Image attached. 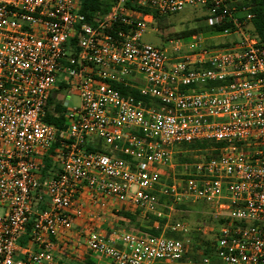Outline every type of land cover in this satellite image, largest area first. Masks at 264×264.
<instances>
[{
	"label": "built area",
	"instance_id": "built-area-1",
	"mask_svg": "<svg viewBox=\"0 0 264 264\" xmlns=\"http://www.w3.org/2000/svg\"><path fill=\"white\" fill-rule=\"evenodd\" d=\"M104 1L107 10L87 20L79 0H0V264H59L56 247L74 223L83 249L108 264H264V43L249 6ZM194 7L210 10L203 27L221 28L225 47L208 48L198 32L140 41L153 15ZM60 89L77 105L67 108ZM55 105L59 130L43 120ZM196 141L221 146L177 174L174 148ZM186 200L207 207L215 233L182 263L190 239L171 218ZM85 204L150 216L172 237L102 231Z\"/></svg>",
	"mask_w": 264,
	"mask_h": 264
},
{
	"label": "rangeland",
	"instance_id": "rangeland-1",
	"mask_svg": "<svg viewBox=\"0 0 264 264\" xmlns=\"http://www.w3.org/2000/svg\"><path fill=\"white\" fill-rule=\"evenodd\" d=\"M210 14V10L203 7L185 8L182 11L167 15L163 18H157L151 20L148 25L149 30L145 32L140 41L142 43L150 44L152 46H161L164 43L166 37H184L191 35L195 31L201 33L206 38V45L208 48L216 50L226 46L229 38L220 37L218 34H213L210 30L202 29L203 20ZM150 28L155 30L154 33L150 32ZM201 29V30H198ZM194 31V32H193ZM58 96L67 102V108H72L77 105L78 99L73 92H69L66 89H60ZM99 147L103 150H107L108 147L99 142ZM211 148V147H210ZM213 152V151H212ZM211 151H175L172 155V163L175 165V172L177 174L187 173L192 164L198 158H204L212 153ZM160 177L162 181L167 177L166 169L160 168ZM179 178L181 176H175ZM166 202L163 203L165 205ZM174 208L176 212L172 215L173 221L183 222L187 227L188 238L190 239V245L187 249L185 256L182 259V263L189 261H196V253L198 250H206L212 243L213 234L215 233V225H213L208 219L206 212L207 207L200 202H192L189 200L183 201L180 204H175ZM130 214V213H129ZM135 217V222L131 225H117L116 229H123L127 231H134L136 225L145 226L147 221L154 220L150 216L143 215L141 213L130 214ZM150 217V218H149ZM160 235L164 237H171L167 228L163 226V222H159ZM21 240V239H20Z\"/></svg>",
	"mask_w": 264,
	"mask_h": 264
},
{
	"label": "trees",
	"instance_id": "trees-1",
	"mask_svg": "<svg viewBox=\"0 0 264 264\" xmlns=\"http://www.w3.org/2000/svg\"><path fill=\"white\" fill-rule=\"evenodd\" d=\"M80 1V13L84 16L85 19L90 20L93 16L97 13H104L107 10L108 4L104 0H79ZM242 3L249 6V12L252 14L253 18L251 21L253 27V33L259 43H264V0H242ZM146 12V11H145ZM157 19L155 15H153L152 20ZM160 19V18H159ZM202 29L210 30L213 34H218L221 31L219 27H203ZM201 30V29H198ZM194 32V31H193ZM196 32V31H195ZM194 32V33H195ZM193 34V33H192ZM187 37V36H186ZM114 88L119 91L120 94L127 96L131 95L134 98H138V95L135 90L128 89L122 87L120 85H114ZM144 103L148 101L146 99L143 100ZM52 104V98L48 99L47 105L50 106ZM63 108L61 105H55L54 111L49 108H46L45 115H44V122L47 124L55 126L58 130L63 128V119L60 115ZM56 146V143L52 145L51 150ZM221 144H214L211 142L206 141H196L189 144H180L174 148V151H192V150H199L203 152L204 150L210 147H220ZM51 152V151H50ZM212 152V151H211ZM213 153V152H212ZM215 154V152H214ZM207 156H205L206 158ZM44 168H43V175H48V170L51 167L50 161L45 158L44 160ZM42 209L41 204L37 201L33 205V211H38ZM119 217V224L125 225L126 223L131 225L135 222V217L126 213L124 211H120L117 215ZM150 218V217H149ZM152 220V218H151ZM31 222L27 223L26 231H29ZM120 225V226H121ZM134 231H137L142 234L150 235V236H157L160 233V226L157 229L152 227V222L147 221L145 226L136 225ZM172 237V236H171ZM24 238L20 240V243L24 242Z\"/></svg>",
	"mask_w": 264,
	"mask_h": 264
},
{
	"label": "crops",
	"instance_id": "crops-1",
	"mask_svg": "<svg viewBox=\"0 0 264 264\" xmlns=\"http://www.w3.org/2000/svg\"><path fill=\"white\" fill-rule=\"evenodd\" d=\"M119 212L114 214L109 209L102 208L98 210L88 204L84 205V215L87 218L88 215L94 217L97 228L105 232L115 227L116 224L120 225L119 217L117 216ZM91 217L88 219L90 220ZM81 244L82 240L80 238L78 223H74L65 241L59 243L56 247L55 257L59 264H108L106 260L100 259L92 253L85 251Z\"/></svg>",
	"mask_w": 264,
	"mask_h": 264
}]
</instances>
